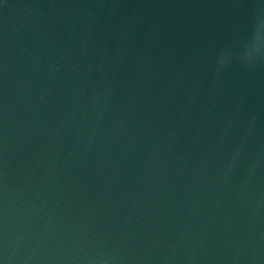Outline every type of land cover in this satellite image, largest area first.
<instances>
[{
    "label": "water",
    "instance_id": "obj_1",
    "mask_svg": "<svg viewBox=\"0 0 264 264\" xmlns=\"http://www.w3.org/2000/svg\"><path fill=\"white\" fill-rule=\"evenodd\" d=\"M0 264H264V0H0Z\"/></svg>",
    "mask_w": 264,
    "mask_h": 264
},
{
    "label": "snow or ice",
    "instance_id": "obj_2",
    "mask_svg": "<svg viewBox=\"0 0 264 264\" xmlns=\"http://www.w3.org/2000/svg\"><path fill=\"white\" fill-rule=\"evenodd\" d=\"M258 40H259V38H258Z\"/></svg>",
    "mask_w": 264,
    "mask_h": 264
}]
</instances>
